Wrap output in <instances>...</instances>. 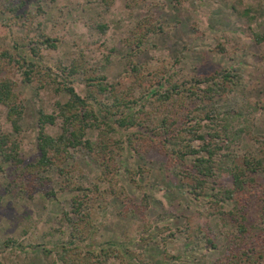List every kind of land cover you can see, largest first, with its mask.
<instances>
[{"label":"rangeland","instance_id":"374dc122","mask_svg":"<svg viewBox=\"0 0 264 264\" xmlns=\"http://www.w3.org/2000/svg\"><path fill=\"white\" fill-rule=\"evenodd\" d=\"M18 13V23L10 25L9 31L0 26V47L10 46V35L34 38L43 32L57 38L54 47H40L45 64H68L82 54L88 65L120 86L130 80L125 71L124 36L137 19L149 16L161 30L145 37L134 60L146 69L172 64L184 72L229 68L239 80L213 105L218 111H241L237 121L246 127L232 149L239 154L252 152L258 148L257 140L264 139V39L256 42L251 35L254 30L264 33V0H110L107 6L102 0H25ZM4 17L0 13L1 21ZM97 22L106 24L103 31L96 28ZM0 75L15 80L14 90L22 105L20 129L13 131L0 104V133L7 132L17 141L23 162L32 161L38 155L36 111H55L54 102L64 100L66 93L56 91L55 83L38 86L35 80L22 81L11 64L4 63ZM80 76L73 77V85L83 93ZM44 130L57 133L59 122L46 124ZM124 132L114 136L124 137ZM96 134L97 129L86 133L89 138ZM116 162L117 185L130 199L124 205L105 192L90 200L92 225L77 241L81 251L115 245L125 259H129L128 251L137 252L135 264H140L139 259L150 264H162V260L163 264H210L222 254L224 233L233 229V223L220 210L230 204L213 202L211 194L220 185H229L228 178L217 180L212 190L194 197L176 168L166 169L164 156L154 149L134 154L124 147ZM62 166L83 185L97 180L99 166L84 148L72 149ZM11 170V165L0 161L1 264H48L54 260L56 245L68 236L64 213L70 209L71 192L54 168L41 173L48 176L47 181L28 178L21 186L13 183ZM97 183L106 187V183ZM259 202L257 196L250 197L249 219L257 216ZM197 222L209 228L214 248L205 245L203 231L195 229ZM7 238L15 242L4 245ZM43 247L49 251L44 252ZM105 264L119 261L110 257Z\"/></svg>","mask_w":264,"mask_h":264},{"label":"trees","instance_id":"16d2710c","mask_svg":"<svg viewBox=\"0 0 264 264\" xmlns=\"http://www.w3.org/2000/svg\"><path fill=\"white\" fill-rule=\"evenodd\" d=\"M102 1L105 6L110 2ZM24 2L0 0V13L5 15L4 21L0 19L1 27L9 31L10 25L18 23V10ZM94 25L100 31L106 27L105 23ZM159 30L161 26L156 20L142 16L124 36L127 47L125 71L130 80L123 86L108 81L104 74L87 64L82 54L70 59L68 64H45L40 47H54L57 38L43 32L34 38L10 35V46L0 47V67L4 63L11 64L21 73L22 81L35 80L38 86L55 83L56 91L66 93L64 100L54 102L55 111L46 112L41 108L36 111L38 155L34 160L23 162L17 141L7 132L0 133V161L12 166L14 184L21 186L28 178L45 182L49 178L41 173L54 168L63 178L65 189L71 192L70 209L64 213L69 225L68 236L56 245L54 260L48 264H56V261L60 264H105L110 257L118 259L119 264L138 261L134 258L139 256L137 252L128 251L129 259H125L124 252L115 245L81 251L77 244L92 225L91 199L105 192L118 197L124 205L130 199L122 186L117 185L116 178V156L124 147L134 154L149 149L160 153L164 156V167L174 166L179 179L194 197L204 193L205 189L212 190L217 180L228 178L229 185H220L212 192L211 199L229 202V207L220 213L229 216L233 229L224 233V251L210 264L263 263L264 139L257 140L258 148L252 152L236 153L232 143L239 141L240 132L246 127L237 121L241 111H218L213 105L215 99L231 91L239 77L229 68H214L208 72H184L173 64L143 68L134 57L141 51L145 37ZM251 35L256 42L264 39V33L259 31H251ZM75 75H81L83 93L73 85ZM14 85L15 80L10 76L0 75V104L5 107V117L12 130L18 131L22 105ZM55 121L59 122V131L55 134L46 132L44 126ZM89 129H97L95 138L86 135ZM121 130L125 131L124 137L114 136ZM74 148H84L99 166L97 180L90 185L74 180L62 166ZM97 181L106 183V187H100ZM251 196L260 200L253 220L249 219L246 210ZM195 229L203 231L208 248L215 247L207 234L206 224L197 222ZM3 242L8 245L15 241L7 238ZM42 249L49 251L45 247ZM139 262L150 264L142 259Z\"/></svg>","mask_w":264,"mask_h":264}]
</instances>
